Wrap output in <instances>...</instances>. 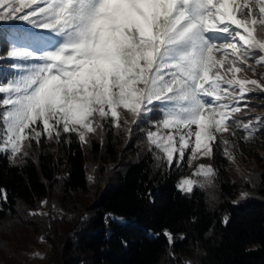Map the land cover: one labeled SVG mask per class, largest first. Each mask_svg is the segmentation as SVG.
Instances as JSON below:
<instances>
[{
	"label": "snow or ice",
	"instance_id": "1",
	"mask_svg": "<svg viewBox=\"0 0 264 264\" xmlns=\"http://www.w3.org/2000/svg\"><path fill=\"white\" fill-rule=\"evenodd\" d=\"M11 20L57 41L40 52L13 43L6 52L14 71L0 80V152L13 163L45 137L61 143L75 134L83 145L109 126L131 137L145 123L149 150L169 167L189 148V167L212 158L217 141L234 162L224 134L248 141L264 129V118L236 116L251 108L252 93L264 94L256 72L264 68V27H256L264 26V0H0V21ZM192 175L203 180L182 178L179 191L211 186L217 171L199 164ZM163 235L175 243L169 230Z\"/></svg>",
	"mask_w": 264,
	"mask_h": 264
},
{
	"label": "trees",
	"instance_id": "2",
	"mask_svg": "<svg viewBox=\"0 0 264 264\" xmlns=\"http://www.w3.org/2000/svg\"><path fill=\"white\" fill-rule=\"evenodd\" d=\"M11 30L0 24L3 81L13 74L6 57ZM142 126L126 138L109 126L83 145L73 135L33 141L22 163L0 152V188L7 192V202L0 200V264H23L40 244L47 249L41 264H264V129L254 136L262 156L242 165L243 174L230 173L232 164L216 149L213 184L186 194L177 184L187 169L157 159L163 153L149 150V127Z\"/></svg>",
	"mask_w": 264,
	"mask_h": 264
},
{
	"label": "rangeland",
	"instance_id": "3",
	"mask_svg": "<svg viewBox=\"0 0 264 264\" xmlns=\"http://www.w3.org/2000/svg\"><path fill=\"white\" fill-rule=\"evenodd\" d=\"M16 6H20V5H16ZM34 6L35 5H33V7ZM253 6H255V5H253ZM27 10H28V6L24 5L23 11H27ZM17 15H19V13ZM0 24L8 25L12 29L11 33L7 35L9 46L11 44L15 43L18 46L29 47V48H32L34 51L40 52V51H44L45 49H48L51 46L52 40H54L51 36L46 34V30H39L40 32L32 30L30 28V26L26 25L25 22L20 21V20L0 21ZM256 27H257V31H259L260 28L264 27V26L257 25ZM44 41H46L45 44L43 43ZM12 63H14V61H12ZM256 72L258 74H264V68H260L257 66ZM237 77L240 79H245V78H247V79H259V75H253L252 72H246V73L241 72V73L237 74ZM261 83H264V81H261ZM259 94L260 93H252L251 95H253L254 97H257V98H254V99H251L248 101V103L251 105L250 109H243L242 110L241 115L245 117L244 121L254 120L256 117L264 118V114H263L264 113V108H263L264 107V98H261L260 97L261 95H259ZM142 125H145V124H142ZM148 127H150V125H148ZM113 132L117 133V135L120 134L121 137H123V138H126L128 136L127 133L124 132L123 130L118 131L117 129L114 128ZM72 135L74 136V138L78 139V137L75 134H72ZM90 135H92V134H88L87 138ZM63 136H69V135L64 134ZM224 137L229 140L230 145L231 144L235 145V147L229 146V151H231L232 154L235 156L234 162H232L228 159V161L232 164V167L228 166L230 173L239 172V173L243 174L245 171L243 170L242 165H245L246 162L252 163L255 157L262 156V153L259 150H257L258 146H257L254 138H252L251 140L245 141L241 138L242 133H238V135L236 137H233L230 134L225 133ZM42 139L44 140V142H50L46 137L42 138ZM51 142L56 143L55 140H51ZM217 144H219V147H217L216 149H218L219 152L221 150L220 153L223 156H225L224 155V147L225 146L222 143H220L219 141H217ZM31 148L35 149L34 145H32ZM190 155H191V149L189 148L185 152L184 161L181 162L179 166L183 165V166H185V169H187V173L189 175H187L184 178H191V179L195 180L196 176H193L192 173L196 170V166L199 164L211 165V158H206V157L199 158L193 162L192 167H189L187 161H188V158ZM113 219L116 222L122 221L120 218H113ZM46 256H47V249L43 244H40L36 249L32 250V252L24 259L23 264H41V263H44Z\"/></svg>",
	"mask_w": 264,
	"mask_h": 264
}]
</instances>
